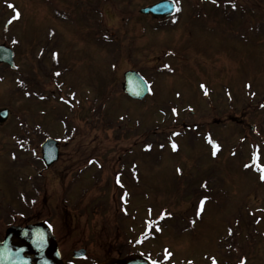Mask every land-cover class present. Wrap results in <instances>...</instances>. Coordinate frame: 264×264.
I'll use <instances>...</instances> for the list:
<instances>
[{
    "label": "rangeland",
    "instance_id": "rangeland-1",
    "mask_svg": "<svg viewBox=\"0 0 264 264\" xmlns=\"http://www.w3.org/2000/svg\"><path fill=\"white\" fill-rule=\"evenodd\" d=\"M152 1L0 0V43L16 49L15 68L0 64V107L11 109L0 125V236L11 224L46 218L76 264H104L128 246L161 262L168 248L175 264H264V179L253 163L255 155L264 165V0H218L225 13L206 28L227 21L226 33H203L205 54L198 63L200 52H191L190 72L178 57H162L176 41L140 13ZM90 19L97 40L85 32ZM57 30L61 49L45 44L48 34H56L52 44L62 39ZM112 40L131 46L115 52ZM44 65L39 87L31 69ZM131 68L153 87L143 102L121 94ZM93 82L114 89L102 114L93 111ZM48 136L61 142L62 156L42 176L36 165ZM161 212L167 218L156 223ZM81 249L86 255L74 258Z\"/></svg>",
    "mask_w": 264,
    "mask_h": 264
},
{
    "label": "water",
    "instance_id": "water-1",
    "mask_svg": "<svg viewBox=\"0 0 264 264\" xmlns=\"http://www.w3.org/2000/svg\"><path fill=\"white\" fill-rule=\"evenodd\" d=\"M175 6L170 1H161L145 7L142 12L154 15H169ZM0 62H5L14 67V52L6 45L0 44ZM123 83L124 91L135 99L144 98L150 88L144 77L135 70L125 73ZM10 110L0 108V124L9 118ZM42 160L47 167L59 158L58 141L47 138L42 144ZM85 255V250H79L75 257ZM0 264H67L62 260L57 239L52 226L46 221H38L26 226H10L6 230L3 240L0 241ZM104 264H150L140 255H127L122 258H111Z\"/></svg>",
    "mask_w": 264,
    "mask_h": 264
},
{
    "label": "flooded vegetation",
    "instance_id": "flooded-vegetation-1",
    "mask_svg": "<svg viewBox=\"0 0 264 264\" xmlns=\"http://www.w3.org/2000/svg\"><path fill=\"white\" fill-rule=\"evenodd\" d=\"M185 4L182 5V8L186 9V10H181L180 11V14L183 17L178 22V23H181L182 25L178 26V24H177V27H174L175 32L171 36L174 37L175 41H179L180 42V43H178V45H181V46H177L178 49L180 50V48H181V50L183 51V54H188L189 52H191V49L195 48L196 44H199L203 40V35H202V32H201L198 35L197 38H194L193 37L194 29L202 30V28L201 27H196V26H195L196 28H194V27L191 26V25L194 26V24H195L193 19L197 18V15H200V14H196L195 11L190 10V9L196 10L197 0H187ZM199 9H203V7L199 8ZM185 11H187V13H185ZM203 14L206 15L207 13L204 11ZM172 17H173V15L169 16V17H164V18H160V17H157V18L152 17V18H154L153 20L160 21L162 23H166ZM187 26H189V27H187ZM181 30H183V31L187 30L188 31V35H189L190 38H189V41L187 43V47L183 45V38L182 39H178V35L181 32ZM180 61H181V63H186V64H182V65L191 66V63H192L193 59H188L187 58V59H181Z\"/></svg>",
    "mask_w": 264,
    "mask_h": 264
},
{
    "label": "snow or ice",
    "instance_id": "snow-or-ice-1",
    "mask_svg": "<svg viewBox=\"0 0 264 264\" xmlns=\"http://www.w3.org/2000/svg\"><path fill=\"white\" fill-rule=\"evenodd\" d=\"M234 6H235V5H233V7H234ZM9 7H11V5H9ZM177 10H179V9H177ZM19 15H20V14H19V12L17 11V12L15 13V17H14V18L18 19V18H19ZM173 147L175 148V145H173ZM217 147H218V146H217ZM261 171L264 172V166H261ZM262 179H264V175H262ZM202 206H203V201H201V209H202ZM170 255H171V254L168 253L167 250H166L165 259H167V257L170 256ZM152 264H161V262L153 261ZM213 264H215V261H213Z\"/></svg>",
    "mask_w": 264,
    "mask_h": 264
},
{
    "label": "trees",
    "instance_id": "trees-1",
    "mask_svg": "<svg viewBox=\"0 0 264 264\" xmlns=\"http://www.w3.org/2000/svg\"><path fill=\"white\" fill-rule=\"evenodd\" d=\"M101 87H103V84H101ZM128 247H129V251H131V250H130V246H128ZM126 250H127L126 247L123 246V245L121 246V248L118 249V251H120V253H125ZM129 251H128V252H129Z\"/></svg>",
    "mask_w": 264,
    "mask_h": 264
}]
</instances>
